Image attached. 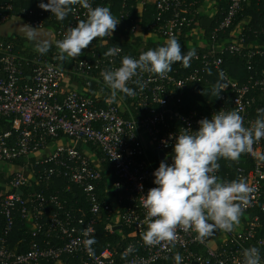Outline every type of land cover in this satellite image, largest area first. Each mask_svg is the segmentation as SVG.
<instances>
[{
	"label": "built area",
	"instance_id": "2783aa9c",
	"mask_svg": "<svg viewBox=\"0 0 264 264\" xmlns=\"http://www.w3.org/2000/svg\"><path fill=\"white\" fill-rule=\"evenodd\" d=\"M13 1L0 0V36H13L4 28L19 20L55 45L86 19L87 9L79 4L71 6L68 22L42 10L41 0L19 10ZM129 1L117 16L114 2L89 0L93 8L108 7L120 22L111 37L94 39L82 50L73 71L59 65L57 49L30 58L14 43L0 41V264H176L177 253L182 264H242L243 250L252 246L260 249L264 264V138L242 153L235 167L218 161L220 182L243 180L251 189L232 232L216 230L198 239L178 227L174 241L149 246L142 239L147 230L142 196L155 187L153 172L160 162L167 157L171 163L175 136L183 128L197 130L198 121L219 111L238 110L244 126L251 127L264 108L259 65L264 47L247 43L244 24L228 35L248 0H230L220 23L215 19L220 0H141L134 13L126 9ZM149 4L156 6L154 14H148ZM204 19L212 21L210 28L202 25ZM57 21L52 32L47 26ZM172 36L182 50H195L190 66L176 63L164 76L140 72L128 82L136 95L118 94L113 102L101 72L118 68L124 56L138 58L163 46ZM109 40L137 52L118 47L116 56L102 58L94 49ZM245 52L256 72L241 82L232 77L226 57ZM221 73L228 86L216 97L212 90ZM104 219L109 234L124 237L129 230L122 252L111 242L102 246ZM15 234L21 240L12 244ZM87 240L94 241L91 255Z\"/></svg>",
	"mask_w": 264,
	"mask_h": 264
},
{
	"label": "clouds",
	"instance_id": "9594fccd",
	"mask_svg": "<svg viewBox=\"0 0 264 264\" xmlns=\"http://www.w3.org/2000/svg\"><path fill=\"white\" fill-rule=\"evenodd\" d=\"M77 4L87 9L86 19L69 27L63 39L55 42L56 59L60 62L80 56L94 39L111 37L120 22L108 7L93 8L89 0H47L46 3L41 0L39 7L63 21L71 6ZM22 31L29 41L35 42L39 54L50 51L51 42L39 39L37 27L25 25ZM119 51L118 47H112L105 56L114 57ZM195 55V50L184 54L180 42L172 36L163 46L149 49L138 58L124 56L118 68L102 71L101 76L115 102L118 94L136 95L128 82L140 72L164 76L176 63L189 67V61ZM222 81L223 73L221 82L212 90L216 97L228 86ZM198 125L195 131L183 128L175 136L171 163L167 162V157L160 162L153 172L155 187L142 196L147 222L142 239L146 245L174 241L178 227L193 231L198 239H203L216 230L232 232L240 222L242 203L251 189L243 180L220 182L215 173L220 167V159L236 161L253 143L264 138V108L257 110V118L251 127L244 126L238 110L213 113L210 119L198 121ZM162 143L168 146L167 141ZM93 243V240L85 242L89 255L93 252ZM130 251L131 248L127 249L123 255ZM242 256V264H261L260 249L255 246L244 249ZM174 260L176 264H182L180 254L177 253Z\"/></svg>",
	"mask_w": 264,
	"mask_h": 264
},
{
	"label": "trees",
	"instance_id": "16d2710c",
	"mask_svg": "<svg viewBox=\"0 0 264 264\" xmlns=\"http://www.w3.org/2000/svg\"><path fill=\"white\" fill-rule=\"evenodd\" d=\"M97 2H100L101 0H96ZM104 4L107 5L109 2H114V6H112L111 10L117 15L120 16L121 11L123 10V1L124 0H103ZM189 3L193 2L194 0H187ZM200 3L206 2L207 0H198ZM214 1H218V0H214ZM35 2H37V0H14L13 1V5L15 7L16 10H19L21 8L24 7H34L35 6ZM140 3L141 0H130L129 3L127 4V8L128 10L132 11V13H134L136 10H139L138 8L140 7ZM220 5L218 6V12L216 14L215 19L220 22L223 21V19L225 18L227 12L229 11V7H230V0H220ZM146 9H148V14H154L156 12V6L154 4H149V6L146 7ZM120 12V14H119ZM66 21H70L71 20V16L70 14H68V16L65 18ZM247 21V22H246ZM245 25V28L243 29V33H242V37H244L247 41L248 44L251 45L252 48L257 49V47H259L260 45H262L264 47V0H248V3L245 4L243 11L238 15L233 27L231 28V30L228 32V35L231 37L233 36L235 33H237V28L241 25ZM60 23L57 22H52L51 24H48L47 27L50 28V30H52V32H55L57 30V26H59ZM215 25H216V21H215ZM41 33V36H39V39H44L43 38V33L41 31H37ZM48 35H51L50 32H46ZM0 41H4V42H11L15 44V50L17 52H21V55L26 56V57H34L35 53L37 52L35 50V42L33 41H29L24 33H17L14 34L11 37H5V36H0ZM52 47L50 48L49 52H54L56 51V47L55 45H53V42L51 43ZM112 47H123L125 50H127L130 53L133 52H137V49L135 48H131L126 44H121L118 43L116 41L113 40H109L107 44H105L104 46L101 47H97L94 49V52L97 54H100V56L102 58H106L107 56H105V53ZM23 48H25L26 50L24 51ZM132 51V52H131ZM191 51V49H184L182 50V52L184 54H187V52ZM48 52V53H49ZM246 52L244 54H242L241 56H233V55H228L227 58V67H229L230 73L232 75V77L240 80L241 82H247L249 81V79L255 75L256 71H251L250 67H249V58L246 56ZM79 58H74V59H70L64 62H60L59 61V65L70 70L73 71L74 70V66H75V62L78 60ZM261 67H264V62H260ZM26 70L28 71V69L26 68ZM210 73L212 74H218V72H215L212 70L210 71ZM194 90H200L203 89V86H195L193 87ZM211 94V92L209 91L207 93V95ZM124 95V94H122ZM126 97V95H124ZM128 97V96H127ZM221 161L224 164H231L234 167L237 165L236 161H230V160H225V159H221ZM105 166L107 167V170H109L110 172H113L112 170L109 169V164H105ZM75 196L72 197V199H74ZM103 216L105 217L106 214L104 213ZM124 235H129V230H125V232H123ZM99 234H100V241L102 246L106 245L107 242H111L113 244L114 249L118 250L119 252H122L123 250H125L127 243L129 238H127L126 236L122 237L120 234H109V232L105 231V219L103 221V223L101 224V226L99 227ZM21 238L18 235H13L11 238V242L12 244H14V242H20Z\"/></svg>",
	"mask_w": 264,
	"mask_h": 264
},
{
	"label": "crops",
	"instance_id": "0c3cea01",
	"mask_svg": "<svg viewBox=\"0 0 264 264\" xmlns=\"http://www.w3.org/2000/svg\"><path fill=\"white\" fill-rule=\"evenodd\" d=\"M20 27V25L19 24H17V23H15V24H12L10 27H6V28H4V31L6 32V34H8L9 35V33H11V34H19V33H23V31H22V29L21 28H19ZM39 33V36H41V33L40 32H38ZM44 38H45V40H48V38L44 35Z\"/></svg>",
	"mask_w": 264,
	"mask_h": 264
},
{
	"label": "water",
	"instance_id": "95a60500",
	"mask_svg": "<svg viewBox=\"0 0 264 264\" xmlns=\"http://www.w3.org/2000/svg\"><path fill=\"white\" fill-rule=\"evenodd\" d=\"M202 25H203L204 27H206V28H210V27L212 26V21L209 20V19H204V20L202 21ZM79 146H80V144H79ZM20 194H22V192H20Z\"/></svg>",
	"mask_w": 264,
	"mask_h": 264
},
{
	"label": "rangeland",
	"instance_id": "374dc122",
	"mask_svg": "<svg viewBox=\"0 0 264 264\" xmlns=\"http://www.w3.org/2000/svg\"><path fill=\"white\" fill-rule=\"evenodd\" d=\"M15 23L19 24L22 27V22H20L19 20H12V22L8 24L6 27H10L12 24H15Z\"/></svg>",
	"mask_w": 264,
	"mask_h": 264
}]
</instances>
